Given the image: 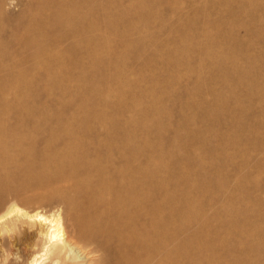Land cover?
Masks as SVG:
<instances>
[{
	"label": "bare ground",
	"instance_id": "obj_1",
	"mask_svg": "<svg viewBox=\"0 0 264 264\" xmlns=\"http://www.w3.org/2000/svg\"><path fill=\"white\" fill-rule=\"evenodd\" d=\"M5 1L0 0V6ZM41 1L40 4H45L38 9L39 12L46 11L48 7L53 8L51 18L54 22L51 28L56 27L53 33L58 34L54 36H58L60 40L65 36L79 40V42L73 43L70 49L81 55L80 70L82 76L85 73L82 60L87 59L94 66L101 65V62L96 61L97 50L100 46L108 49L110 44L105 40L104 34H99L100 32L86 36V34L96 30V25L85 21L79 1H75L74 7L71 2L67 3V0H54V3L50 5L47 0ZM215 1L224 3L223 5L230 12L234 11L230 7L236 5L235 0ZM68 4L70 5L64 8ZM132 6L144 10V12L148 10V7L141 0H132ZM99 8L103 13H107L110 6L109 3L99 4ZM237 8V12L240 14L232 20V24L227 30L229 31L228 35L233 38L235 45L253 46L256 39L261 37L263 33V28L258 23L264 20V6L243 3ZM194 10H192L193 15L196 12ZM130 15L132 14H126V18L133 26L135 24L134 17ZM182 17L186 20L188 32H192L193 21L183 13L178 18L181 19ZM123 18L124 16L119 20H123ZM222 23L221 20L216 21L217 30ZM118 24L117 21L116 25ZM105 26L107 29L112 25L107 23ZM47 27L46 23L37 18L29 19L25 26V38L21 42L23 49L29 50L39 47V51L48 56L46 51L49 50V46L53 48L56 44L52 39L49 41L46 33L42 32ZM238 28L246 29L248 37L245 39L236 37L234 32ZM170 33L169 30L167 34L170 35ZM198 33L199 37L207 38L208 42L189 44L184 49L195 55L198 54L200 60L208 59L211 70L204 68V73L206 70V79L211 81L209 83L220 81L224 89H228L230 94L232 92L231 95L234 99V105H232L238 106L243 113H248L249 110L253 109L250 122L261 124L259 121L264 118V110L257 109L252 104L251 107L249 103L244 105L243 100L249 102L256 97H258L257 100H264V60H259L261 57L245 58L246 63L251 66L248 71L235 59H229L230 53L238 56L240 51L236 47H229L215 41V34L210 30L208 23L207 25L204 24ZM218 33L221 34V30L217 31L216 35ZM117 37H119V44L125 47V53L132 57L140 56L145 51V45L150 47L154 55L159 52L165 55L166 52L170 51L167 41L158 44L159 36L156 34L149 36L147 31L138 33L137 46H134L130 41V31L129 34L123 30L122 32L118 31ZM177 44L178 46L173 48V52H180L183 49L182 45H179L180 42ZM108 51L110 54L113 52L112 49ZM262 54H264V50ZM1 60L2 58H0V69L3 67ZM15 61L12 60V67L18 64V61ZM45 61L52 65L60 64L55 55L48 56ZM116 62L117 60L110 59L108 69L99 71V78L96 83L86 84L85 79H81L77 88L88 86L90 96L81 98L79 105L76 104L77 111L67 116L26 115L14 122L0 117V182L9 178H17L24 187L27 185L31 187L33 185H46L48 181L54 178L60 182L69 183L67 190H63L62 187L56 189L55 193L63 199L68 212L72 215L73 230L66 235L63 234L59 215L51 218L38 213L29 216V218H36L35 220L47 227L43 248L34 253L30 263L38 264V261L44 258L42 264H179L178 260L174 259L175 253L182 249L186 250V248L188 250L194 243L199 245L201 236L213 250L220 251L223 258L232 255L231 253L238 247L235 242L241 239L244 244L235 254L241 258L243 253L247 254L246 250L252 247L247 243H249L248 239L253 240L255 233L246 227L252 221L251 212L245 208L248 207L247 204L237 200L236 194L245 186L259 187L257 182L253 183L255 181L251 180V176L254 170L257 171L264 167V162L258 160L259 162L255 164L256 160H254L251 164V161L255 154L257 157L264 152V133L257 130V127L260 126L252 125L250 122L246 124L244 121L231 120V117H227V114L222 110L216 112L217 110H210L207 106L201 109L203 120L211 121L212 124L208 129L199 131L198 135L192 136L189 140L198 143L206 155L224 150L225 140L228 141L233 133L237 136L236 133L240 132L239 137L242 136L243 141L249 144L247 147L240 148L238 142L242 140L234 141L231 144L232 154L225 155L224 162L221 160L220 164L216 165L222 163L227 165L228 162L229 165H232L235 164L236 157L243 158L241 164L237 163L233 167L232 175L218 176L215 173L212 174L211 171H214L216 166H208L206 161H203L204 158L198 160L195 149H190L187 154L181 149L165 153L162 148V142L165 140L163 141L162 138H159L155 145H151L149 142L141 144L140 140L136 138L133 116L137 111L136 102L141 100L148 91L143 90L140 85L130 87L127 90L122 87H115L113 90L112 79L119 83L127 81L126 73H123L125 67L120 68L121 71L119 72L110 73V69L114 68ZM36 63L38 64L37 60ZM161 65L175 67L176 73H181L179 71L182 65L173 64L171 59L167 60L165 64L164 62L161 63ZM223 68L225 70L231 68L232 71L220 73ZM252 68L254 69L251 70ZM185 69L196 71L198 78L203 75L200 63H190ZM7 70L9 74L12 73L11 67ZM210 72L211 74H209ZM14 77L11 84L18 88L17 80L19 78L17 75ZM11 79H7L4 85ZM23 82L24 87H26L24 91H27L29 80L23 79ZM233 83L244 85L246 89L244 98L237 95L234 88H229V85ZM99 84L102 87L99 88ZM67 87L68 85L63 84L58 88L63 92ZM112 92L119 95L120 100L108 107L109 93ZM208 93L212 98V102L208 104L228 102L226 101L228 95H224L222 90L212 89L208 90ZM0 98H2V103H5L0 107L1 115L10 108V105L6 98L2 96ZM91 98H97L96 101L99 102V105H93ZM191 99L194 100L193 94ZM127 100H130V104L126 103ZM107 108L113 109V113L108 114ZM161 109L160 104L150 105L144 110L138 111V114L148 116L156 113L159 115ZM81 112L82 114H80ZM190 123L191 121L188 124ZM157 125L160 127L159 129H163L162 124ZM42 126L43 128H41ZM132 126H134L133 129ZM186 126L184 120L180 127ZM221 127L228 128V131L220 132L218 129ZM173 131L176 134L177 130ZM43 132L47 133V138L44 141L45 145L40 146L41 148L37 150V154L40 157L38 158L39 161L45 165L36 167L37 160L31 156L30 151ZM177 136L170 139L167 142L168 145L179 146L180 139ZM211 136L219 137L220 142L211 143L209 139ZM10 144L15 146L13 150L6 148V145ZM26 144H29L31 148H24ZM90 144L95 145V149L98 150L94 157L87 147ZM141 155L142 157L147 156L148 161L139 162L142 158H140ZM102 158H104V162H102ZM150 158L154 159L150 161ZM165 159L171 165L166 166ZM8 165L20 169L18 174H10ZM186 166L192 168L197 166L202 170L204 169L203 181L207 182L208 186L212 185L213 188L217 189L215 194H211L208 189L202 192L203 204L201 207H190L194 196L188 193V190L184 200L174 195V183L186 180V175L178 172V169L182 170ZM162 168L165 171H161ZM258 202L262 205V201ZM225 203L228 206L237 205V212L230 213L225 210L223 207ZM15 211L20 212L19 209ZM209 211L212 214L210 216ZM223 212L227 217L222 218ZM9 214L10 211L6 212L0 219ZM186 215L190 217L186 224L179 227L174 226V216L183 217ZM257 215H263V213L258 212ZM197 224H200L201 233L197 232L186 236L189 228ZM210 227L214 229L213 232L208 229ZM204 228L208 229L206 235L203 231ZM262 233L264 236V231ZM176 235L183 237L180 242L176 241L175 244ZM199 249V257L202 259L200 264H240L247 261L213 260L207 249L205 251ZM81 255L84 256L81 257Z\"/></svg>",
	"mask_w": 264,
	"mask_h": 264
},
{
	"label": "rangeland",
	"instance_id": "obj_2",
	"mask_svg": "<svg viewBox=\"0 0 264 264\" xmlns=\"http://www.w3.org/2000/svg\"><path fill=\"white\" fill-rule=\"evenodd\" d=\"M40 1L41 0H6L2 3V6H0V55L4 54L0 57L2 58L1 64L3 66L0 69V96L6 98L10 105V108L6 109L0 117L14 122L26 115L67 116L70 113L77 111L76 104L79 105L81 98L90 96L88 93V86L77 88L78 83H80L83 78L85 79L86 84L96 83L99 78V71L107 70L108 65L110 64L108 63L110 62V59H115L117 62L114 63V68H109L110 73L119 72L121 71L120 68L123 69L125 67L123 73H126L125 77L127 78V81L119 83L112 79L113 90L115 87H122L124 90H127L130 87L140 85L143 90L148 91L145 96L142 94L144 97H142L141 100L136 102L137 111L133 116L136 129L134 126L131 127L132 129L134 127L136 138L140 140L141 144L149 142L151 145H155L158 143L159 138H162L163 141L165 140L162 142V148L165 153L175 152L177 149H181L182 152L187 154L190 149H195L197 151L196 154L198 160L204 158L203 161H206L208 166H216L217 164H220L221 160L224 162L225 155L229 156L233 152L231 144L234 141L238 142V140H242L238 142L240 148L249 145L243 141L242 136L239 137L240 132H237V136L233 133V136H231L228 141L225 140L226 146L224 147V150H218L213 154L206 155L198 143L189 140L192 136L198 135L199 131L208 129L212 124L211 121L203 120L201 109H203L204 106H207L213 111L217 110L216 112L222 110L227 114V117H231V120L235 119V121L238 120L239 122L244 121L246 124L250 122L253 109L249 110L250 113H243L238 106H233L234 99L231 95L232 92L230 94L228 89H224L220 81H213V83L210 84L209 82L211 81L206 79L207 72L205 70L204 73V68H211L208 59L203 58L200 60L198 54L195 55L184 48L188 47L189 44H204L208 42L207 38L199 37L198 33L200 28L208 23L210 30L215 34V41L229 47H236V49L240 51V55L238 56L230 53L229 59H235L238 61V64H241V66H244L245 69L249 71L251 66L246 63L245 58L261 57L259 60H264V54H262V51L264 50V24L262 23H264V20L258 23L259 26L263 28L262 36L256 39L253 46L247 47L246 45L241 44L235 45L233 38L228 35L229 31L227 30L230 28L234 17L240 14L237 12V7H239V5L243 3H251L258 6H264V0H252L251 2H249L250 0H235L236 5L230 7L234 10L231 11L232 13L223 5L224 3L215 0H141V2L148 7V10L145 12L144 10H139L132 6V0H78L80 10L85 16V21L89 24L96 25V30L86 34V36H92L100 32L99 34H104L105 40L110 44L108 49L100 46L97 50L98 54L96 61L101 62V65L94 66L87 59L82 60L85 66V73L83 76L80 70L81 55L70 49V46L73 43L79 42V40L70 36H65V38L60 40L58 36H54L58 34L53 33L56 27H53V29L51 28V25L54 22L51 18V10L53 8L48 7L46 11L39 12L38 9L45 4H40ZM47 1L49 2V5L54 3V0ZM75 1L77 2V0H67V3L71 2L74 7L76 4ZM108 3L110 9L107 13H103L99 8V4ZM69 5L70 4L66 5L64 8ZM192 10L196 11L194 15ZM182 13L193 21H191L193 23L191 26L193 30L190 33L186 28L185 18H178ZM126 14H132L130 16L134 17L135 24L133 26L130 25L126 18ZM123 16L125 19L123 18V20H119V18H122ZM31 18H37L48 25V27L45 30H42V32L46 33V36L49 37V41L52 39L56 46L53 48L52 46H49V50L46 51V53H48V56H57L60 64L52 65L48 64V62L46 63L45 60L48 56L42 54V51H39V47L29 50L23 49L21 42L25 38V26ZM243 19H245V17H243ZM218 20H221V22L223 21V23L217 30L215 26L216 21ZM117 21L119 22L118 25H116ZM107 23H110L112 26L106 29L105 24L107 25ZM136 25L139 26L134 27ZM122 30L128 34L130 31L129 38L134 46H137L136 40L139 32L147 31L149 36H152V34L155 36L156 34L159 36L158 44L167 41L171 52L168 51L165 55H162L159 52L154 55V53L151 52L150 47L145 45V51L140 56L132 57L126 54L124 51L125 47L119 44V37H117V34L118 31L122 32ZM169 30L171 32L170 35L167 34ZM219 30H221V34L218 33L216 35ZM234 34L239 39H245L248 37V33L244 28H238L235 30ZM179 42V45H182L183 49L180 52H173V48L178 46L177 43ZM109 49H112V54L108 51ZM169 59L172 60L173 64L182 65L180 66L181 68L179 71L181 73L177 74L174 70L175 67H164L161 65L163 62L164 64L165 62L167 63V60L169 61ZM12 60L18 61V64L12 67ZM36 60L38 64L36 63ZM190 63H200L202 65L203 75H200V79L198 78L196 71L185 69ZM9 67L12 68L11 74H9L7 70ZM253 69L254 68L251 70ZM222 71L231 72L232 69L228 68L225 70L223 68L220 73H224ZM215 73H217L216 70ZM209 74H211V72ZM14 75H17L19 78V80H17L18 88H15V85L11 84ZM7 79L11 80L4 85ZM23 79L29 80L28 88L26 89L27 91H24L26 87H24ZM63 84L68 85V87L62 92L58 87ZM100 87H102L101 84H99V88ZM229 88H234L237 95H240L241 98H244L246 95L244 85L241 86L233 83L229 85ZM212 89L219 91L222 90L224 95H228V97H226V101L228 102L215 103L212 105L208 104L212 102L208 90ZM192 94L194 100L191 99ZM118 96L119 95H116L114 92L109 93L108 107L113 106L118 100H120ZM257 98L258 97H256V99L253 98L251 99L252 101L250 100L249 102L243 100V104L247 105L249 103L250 106L252 104L253 107L264 110V100L258 99V101ZM91 99H93V105H99V102L96 101L98 100L97 98ZM209 100L210 102H208ZM126 103L130 104V100H127ZM4 104L5 103H2V98H0V107ZM156 104H160L162 108L159 115L156 113L148 116L138 114V111L144 110L150 105L155 106ZM24 109L26 110L23 111ZM106 111L108 114H112L114 110L107 108ZM80 114H82V112ZM184 120L187 126L180 127ZM189 121H191L190 124H188ZM259 122L261 124L252 121L250 123L252 125L255 124L256 126L259 125L260 127H257V130L260 133H264V118ZM157 124H162L163 129H159L160 127H158ZM41 128H43V126ZM173 130H177L176 134L173 133ZM218 130H220V132H226L228 131V128L221 127ZM176 135H178L177 138L180 139V145H168L167 142ZM46 138L47 133L45 132L39 135L35 146H32V152L30 151L31 156L37 160L35 163L36 167L45 165L39 161L38 158L40 157L37 154V150L45 145L44 141ZM209 139L213 144L220 142L219 137L211 136ZM14 147L15 146L11 144L6 145V148H9V150H13ZM87 147L90 150L89 152L93 155L92 157L97 155L98 150L95 149V145L90 144ZM24 148H31V146L26 144ZM141 157L142 155L140 158ZM257 157L255 154L251 164H253L252 162L254 160H256L255 164L259 162L258 160H263L264 162V152ZM152 159L154 158H150V161ZM101 160L102 162L105 161L104 158ZM141 161H148L147 156L144 155L139 160V162ZM234 161L235 164L232 165H229L228 162L227 165L222 163L221 165L216 166L215 170L211 171V173H215L218 176L232 175L233 167L237 163L241 164L243 158L236 157V160ZM164 162L166 166L170 164L166 159ZM8 170L10 174L17 175L20 169L15 168L13 165H8ZM163 170L164 169L162 168L161 171ZM178 172L185 174L186 180L174 183V195L184 200L188 190V193H191L194 196L190 207L196 208L202 206V192L205 189L210 190L211 194L217 192V189L213 188L212 185L208 186L207 182L203 181L202 175L203 172H205L204 169L202 170L197 166L196 168L186 166L182 170L178 169ZM251 177V180L255 181L253 183L257 182L259 187L254 188L252 185L245 186L236 194L237 200L242 201L243 204H247L248 207L245 208L251 212L252 221H250L246 227L248 230L255 233V236L252 238L253 240H251L252 242L248 239L249 243H247V245H251L252 247L250 246L251 248L246 250L247 254L243 253L241 258H238L239 256L235 255L238 253L239 248L244 244L240 239L235 242L238 246L234 250L235 252L233 251L231 253L232 255L223 258V254L221 255L220 251L217 252L213 250L212 247L202 239L203 236H201L199 245L194 243L188 250L186 248V250L182 249L175 253L174 259L178 260L179 264H200L202 259L199 257V248L203 251L207 249L213 260H247L242 263L264 264V236L262 235V232L264 231V167L257 171L254 170ZM61 182L52 178L46 185H33L31 187L28 185L24 187L17 178H9L0 182V217L10 211L9 215L0 219V264H29L34 253L43 248L47 227L41 222L39 223V221L35 220L36 218H29V216H33L37 213L47 218L59 215L63 234L65 233L66 235V233L73 230L74 220L72 215L68 212L66 203L63 199L55 193L58 188L63 187V190H67V185L69 183ZM258 201H262V205H260V202ZM223 205L224 209L228 210L230 213L237 212V205L231 204L232 206H228L226 203ZM16 209H19L20 212H16ZM258 212L263 213V215H257ZM210 215H212L211 211H209V216ZM224 217H227V215L223 212L222 218ZM189 218L188 215L183 217L174 216V226L179 227L186 224V221ZM208 229L212 232L214 231L212 227ZM208 229H203L205 235ZM199 230L200 224L192 225L186 236L196 234L197 232L201 233V230ZM182 237L183 236L176 235L174 243L176 241L180 242ZM83 256L84 255H81V257ZM43 259L41 258L38 261V264H42Z\"/></svg>",
	"mask_w": 264,
	"mask_h": 264
}]
</instances>
